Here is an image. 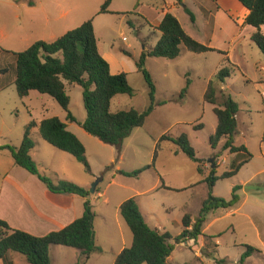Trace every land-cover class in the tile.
Returning <instances> with one entry per match:
<instances>
[{
    "label": "rangeland",
    "instance_id": "obj_1",
    "mask_svg": "<svg viewBox=\"0 0 264 264\" xmlns=\"http://www.w3.org/2000/svg\"><path fill=\"white\" fill-rule=\"evenodd\" d=\"M104 1L0 0V195L2 176L8 171H23L14 165L12 152L6 146L18 145L32 121L39 123L51 117L66 121L68 114L48 94L33 90L27 97L18 95L15 53L27 50L39 40L54 41L86 20L94 19L99 47L104 53L108 50L113 52L118 59L114 70L128 72L129 83L135 90L133 96H115L112 111L131 108L144 111L150 105L149 87L143 74L137 70V61L144 47L155 46L157 38L152 36L153 29L149 24H139L140 19L135 17L134 7L138 0H113L109 9L121 14L99 15ZM150 1L160 8L163 5V0ZM184 1L196 14L197 22L194 25L186 10L179 8L174 11L183 27L193 31L199 42L227 52L233 64L219 51L197 54L184 46L176 59L151 57L146 67L156 84V102L161 104L155 107L145 124L135 128L123 142L121 154L116 146L102 142L83 128L82 123L87 115L83 88L77 84L68 85L70 111L77 121H67L70 130L87 148L91 170L74 156L45 141L38 128L33 130L35 143L39 141L37 145L42 144V148L35 151V163L41 174L56 182L58 178L54 171L58 169L60 181L70 177L75 184L89 191L100 178L96 187L98 191L91 192L90 200L97 214V244L104 252L94 255L89 264H115L121 247L132 245L133 233L118 210L124 200L137 197L148 224L161 232H170L173 237L183 231L186 213L197 219L208 196V185L199 173L197 163L174 142L164 140L159 143L163 135H188L197 156L203 159V165L209 164L207 175L211 168L221 175L232 162L239 163L246 159L245 153L221 151L224 141L217 149L210 144L217 117L213 111L214 105L204 101V94L211 80L217 87L219 102L225 99L223 94L231 95L238 102L240 111L235 142L236 145L245 144L252 159L238 175L219 179L214 188L215 196L229 200L234 186L241 185L237 206L212 211L204 225L203 235L197 241L177 243L173 239L175 250L168 264H264V82L260 81L264 79L261 68L264 54L252 36L246 35L239 45L232 40L237 35V28L230 23L232 15L228 9L217 14L220 27L215 33H210L205 29L208 23L206 17L210 19L209 11H216L217 2L213 4L212 0H208L206 6L209 11L203 10L205 17L196 0ZM229 6L234 13L238 12L234 4ZM66 12L69 13L64 15ZM225 66L231 69V76L222 83L217 73ZM188 79H191L189 91L181 98ZM200 123L204 124V128L195 130L194 126ZM157 145L159 158L156 165L160 172L151 168L137 177L118 173L119 169L132 172L151 164ZM158 181L160 185L164 183L166 187L174 189H156ZM185 187L188 188L184 191L178 190ZM99 191L103 193L102 197H99ZM13 193L20 196L16 190ZM18 212L17 209L11 211V222L22 223L25 220ZM247 246H253L256 251L242 261ZM78 255L79 251L75 248L55 245L51 259L53 264H73Z\"/></svg>",
    "mask_w": 264,
    "mask_h": 264
},
{
    "label": "trees",
    "instance_id": "obj_2",
    "mask_svg": "<svg viewBox=\"0 0 264 264\" xmlns=\"http://www.w3.org/2000/svg\"><path fill=\"white\" fill-rule=\"evenodd\" d=\"M238 1L249 10L245 24L255 28L252 39L264 54V33L262 31L264 0ZM111 2L112 0H105L99 14L114 13L109 10ZM185 10L191 20H195L194 13L189 8ZM158 29L162 33L159 41L153 48L143 50L137 61V70L143 74L150 91V105L144 111L135 108L112 111V100L115 96L119 94L133 96L135 90L129 83L128 72L112 73L110 63L101 54L94 19L86 20L54 41L39 40L27 50L15 53L17 61L15 84L18 95L24 98L33 90L48 94L67 111V120L75 122L77 119L70 111L71 96L68 93V85H80L83 88V100L87 112L85 121L82 123L83 128L102 142L116 146L120 153L123 142L133 130L142 127L155 107L161 104L156 102V84L146 67L149 57L176 59L180 56L184 46L197 54L219 51L226 56L229 63L233 64L227 52L203 44L192 37L171 12L165 13ZM230 76L231 69L228 66L221 68L217 73V78L222 83ZM190 85L191 81L188 79L181 92V98L188 93ZM223 96L225 99L219 102L217 87L211 80L204 95L205 102L214 105L213 111L217 117V128L210 136V144L213 149H216L221 141L225 140L221 151H229L231 154L245 153L246 159L239 163L232 162L229 169L221 175L216 174L215 168H211L207 175L204 171V161L197 156V151L191 145L188 135L182 134L178 137L163 135L159 143L164 140L174 142L183 153L197 163L198 171L204 176V181L208 185V196L203 201L196 220L189 213L184 215V229L176 237L168 231L161 232L158 228L150 226L136 197L125 200L119 210L133 233V243L117 255L115 264H168V259L175 250L173 239L177 243L188 240L197 241L203 235L204 225L212 211L219 208L231 209L240 202L239 191L242 186L239 184L234 186L229 200L214 195V188L219 179L238 175L242 167L252 159L248 147L245 144L236 145L235 142L234 135L238 127L237 116L240 106L231 95L223 94ZM35 126L39 127L40 135L45 141L62 152L74 156L88 170H91L85 144L59 117L45 118L38 125L32 121L26 127L19 147L6 146L11 150L16 165L36 175L54 193H71L84 197V213L63 229L51 231L43 236L13 228L6 220L0 218V258H11L16 252L25 256L30 264H52L51 247L62 245L81 252L76 264H87L93 253L102 251L96 242L95 219L97 214L89 198L91 192L71 181L61 180L55 183L51 178L39 172L31 155L35 147L32 136V129ZM203 127V123L194 126L196 130ZM262 140L264 142V134ZM158 157L159 145L156 147L151 164L142 169L132 172L121 171V173L137 177L153 168ZM254 251L256 249L253 246H247L242 261Z\"/></svg>",
    "mask_w": 264,
    "mask_h": 264
},
{
    "label": "crops",
    "instance_id": "obj_3",
    "mask_svg": "<svg viewBox=\"0 0 264 264\" xmlns=\"http://www.w3.org/2000/svg\"><path fill=\"white\" fill-rule=\"evenodd\" d=\"M138 1H139L138 4L135 5V7H134V10L136 13L135 17H138L140 19L141 23H139V24L146 23L152 27V29H153L152 36H155L157 38V42L159 41V39L162 35V33L158 29V25H159L160 21L162 20L163 16L165 15V13L171 12L178 18V15L175 13L174 10L178 11L179 8H183V9L189 8L190 9L188 4L184 0H163V5L161 8L158 7L157 5H155L154 3H150L151 2L150 0H144V2H141L142 0H138ZM196 2L198 4V6L200 7L199 9L201 10L202 13H203V10L209 11L208 7L206 6V4H208L207 3L208 0H196ZM211 2L213 4H215L217 2L218 7H217L216 11H214V13L212 11H209L210 19H208L205 16V14L203 13L207 19V22H208L207 26L205 28L208 32L209 31H210V33L216 32V29L220 27L219 24L217 23V18H216L218 16L217 14L223 10L228 9L230 11V14L232 15V16H230L232 18V19L230 18V21H231L230 23H233L236 26V27L234 26V28H237L236 29L237 35L232 40H236V44L239 45L242 42V39L246 38V35H249V36L253 35L255 28L251 25L245 24V19H246L247 15L249 14V10L244 6L243 7L240 6V4L238 3V0H212ZM111 4H112V2H111ZM229 4H234L235 9L238 10V12L234 13V11L232 9H230ZM110 11L114 12L112 10H110ZM68 13L69 12H66L64 15H67ZM109 14H121V13L114 12V13H104V14H99V15H109ZM122 14H124V13H122ZM238 14H239V16H238ZM194 15H195V20H192V23L194 25H196L197 16L195 13H194ZM94 25H95L96 35H97L96 22ZM185 30L192 37H194V35L192 33L193 31L191 32L187 29H185ZM262 31L264 33V26L262 27ZM149 36H148V38H149ZM157 42H156V44H157ZM98 45H99V40H98ZM153 47L154 46H152V47L146 46V47H144V50H148V49H151ZM211 47H213V46H211ZM99 50H100L101 54L104 56V58L110 63L112 73H115V74L120 73L121 71L114 70L115 65L117 66L118 59L115 57L113 52L111 50H108L104 53L100 47H99ZM242 52H244V50ZM243 54H245V53H243ZM150 58L151 57H149L147 59V62ZM158 58H161V57H158ZM138 60H139V58H138ZM259 63H260V61H258L257 64H259ZM261 68L264 70V65L261 66ZM188 73H190V72H188ZM263 74H264V72H263ZM190 81H191V79H190ZM260 81L264 82V79H261ZM65 122L67 123L68 128H69L70 125H69L68 121L66 120ZM38 124L39 123H37V125ZM36 128L39 129L38 126L33 127L32 136H33V130ZM216 128H217V124H216ZM215 131H216V129H215ZM223 141H225V140H223ZM21 143H22V141H20V143L18 145H16L15 147H19L21 145ZM37 144H39V141L37 142ZM37 144L35 143V147L31 153L35 162L37 160V158L35 157V151H36V149L42 148V144H41V146L37 145ZM122 149H123V146L121 147V150ZM117 151H118V149H117ZM14 165H16L15 161H14ZM17 167L23 169V171L20 172V171L13 170L11 173H10V171L6 172L5 175L2 176L3 178H2V183H1L2 184V186H1L2 187V194L0 195V218L3 220H6L11 225V227L18 228V229L24 228L25 231H28L34 235L43 236V235L48 234L51 231L63 229L64 227L71 224L73 221H75L76 219L80 218L83 215V213H84V202H85L84 197L77 195V194H71V193H54V192L50 191L47 188V186L36 175L31 174L29 171H27L26 169H24L20 166H17ZM208 167H209V164L204 163L205 173H206ZM152 169H154L157 172H160V168H158V166L156 164ZM54 172H55V174H57L56 176H57L58 180L55 182V183H57L58 181H60L59 180V170L57 169ZM118 173L122 174L120 169H119ZM64 180L72 181L73 179H71L70 177H66ZM169 188H171V187H166V185L164 183L162 185H160L159 181H158V183H156V189H166L167 190ZM187 188L188 187L179 188L178 190L184 191ZM172 189H174V188H172ZM9 190H10V192H9ZM14 190H16L20 194L19 197H17L13 193ZM87 190H89V189L87 188ZM96 191H98V189ZM98 195H99V197H102L103 193L99 191ZM89 198H91V197H89ZM136 199H137V197H136ZM124 201H122L120 203V205L118 206V210ZM137 201H138V199H137ZM138 203H139L141 211L143 213L141 203L139 201H138ZM15 209H17L19 211L17 214H21L25 218V220L22 223H13L10 221L11 220V211L15 212ZM143 215H144V213H143ZM145 218H146V216H145ZM146 221H147V218H146ZM95 231H96V229H95ZM96 242H97V238H96ZM56 246H59V245H56ZM125 246L126 245H123V247H121L122 249L119 251V253L124 248H126ZM52 247H51V252H52ZM99 247H101V246H99ZM101 249H102V251L95 252L91 255L87 264H89V262L92 261L94 255L102 254L104 252V249L102 247H101ZM80 256H81V252L79 251V255L73 261V264H76L78 262V260L80 259ZM27 263H29V262L27 261L26 257L23 258L22 256H20V253H16V252H14L12 254L11 258H7V259L0 258V264H27ZM52 264H53V262H52Z\"/></svg>",
    "mask_w": 264,
    "mask_h": 264
},
{
    "label": "water",
    "instance_id": "obj_4",
    "mask_svg": "<svg viewBox=\"0 0 264 264\" xmlns=\"http://www.w3.org/2000/svg\"><path fill=\"white\" fill-rule=\"evenodd\" d=\"M212 166L213 167H215L216 166V164L215 163H213L212 164ZM99 181H100V178L95 182V184H94V187L91 189V191L90 192H96V187H97V185H98V183H99Z\"/></svg>",
    "mask_w": 264,
    "mask_h": 264
}]
</instances>
